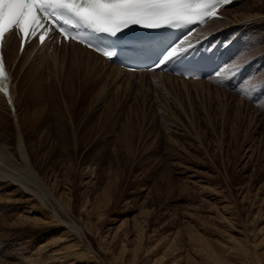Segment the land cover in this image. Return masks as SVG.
<instances>
[{"label":"rangeland","instance_id":"374dc122","mask_svg":"<svg viewBox=\"0 0 264 264\" xmlns=\"http://www.w3.org/2000/svg\"><path fill=\"white\" fill-rule=\"evenodd\" d=\"M262 2L225 5L200 36ZM247 21L224 32L234 54L202 85L10 47L20 129L0 96V145L24 164L20 135L44 187L0 186V264H264V11Z\"/></svg>","mask_w":264,"mask_h":264},{"label":"snow or ice","instance_id":"6c2138e0","mask_svg":"<svg viewBox=\"0 0 264 264\" xmlns=\"http://www.w3.org/2000/svg\"><path fill=\"white\" fill-rule=\"evenodd\" d=\"M230 0H0V44L5 35L13 31L20 34L21 50L26 41L39 36L44 43L45 35L58 30L65 36L77 32L79 39L85 35L81 29L90 28L96 32L115 34L131 24H140L149 28L162 25L203 24L207 19L217 18V11ZM67 17L71 20L61 18ZM76 39V36L72 37ZM90 47H95L89 42ZM96 48V47H95ZM97 51H102L96 48ZM182 42L173 47L163 57L167 61L178 51H184ZM109 58L112 53L103 51ZM159 67V66H157ZM192 74H185L189 76ZM8 76L5 70L3 53L0 52V92L9 95ZM258 86V85H256ZM9 104L12 101L9 99Z\"/></svg>","mask_w":264,"mask_h":264},{"label":"bare ground","instance_id":"6f19581e","mask_svg":"<svg viewBox=\"0 0 264 264\" xmlns=\"http://www.w3.org/2000/svg\"><path fill=\"white\" fill-rule=\"evenodd\" d=\"M252 0H230L229 3L226 4V6H241L242 5H245L248 3H250ZM225 6V7H226ZM221 10H224V8H220L218 9L217 11V16L219 14V11ZM261 11H264V2L261 3V8L255 13V14H251L250 16H248L246 18V16H243L242 19H237V18H233L231 20H229L228 22H224V24H222V26L216 30V31H206L205 35L204 36H212L214 37V41H218L220 40L221 41V45L223 48L227 47L228 44L230 43V41L228 40L227 42H224V32L226 31H229L231 29H234L236 28L237 26H242L246 23L247 19L249 21L247 22H253L256 21V19L258 18L259 16V12ZM253 18H256V19H253ZM246 19V20H245ZM260 19V18H259ZM211 19H207L205 21V25L210 21ZM237 20V21H236ZM244 21V23H242L241 21ZM241 22V23H240ZM258 22V21H257ZM248 24V23H247ZM205 25H203L201 28H203ZM246 25V24H245ZM256 25V24H255ZM258 25V24H257ZM243 27V26H242ZM247 27V25H246ZM200 27L197 28L199 30L196 29L195 33L198 31L199 32V35L198 37H201L200 36ZM253 34V33H252ZM7 37H5V40L3 41V45H2V50L4 52V56H5V61H6V69H7V74L9 76V82H10V86H9V95L8 96H5L3 95L1 92H0V96L1 97H4L7 101V104L9 106V110H10V116L12 117L13 119V123L15 125V127L19 128L20 129V124L18 122V112H17V109H16V99L13 97V94L14 92H16L14 90V92L12 91L13 89V86L11 88V81H12V77H11V71L10 69L8 68V64H7V51L10 47H13V53L11 52V54H13L14 58L16 59H19L20 56H23V55H28L29 52V48L28 46L25 48V50L20 54L19 53V47H18V40L15 39L14 35L11 33L9 35H6ZM203 36V37H204ZM250 37H245L244 35L243 36H240L238 40H240L241 42H246ZM241 42H238L240 45ZM233 43V42H232ZM237 44V43H236ZM16 45V46H15ZM47 46L48 43H44L41 47H36L35 45L31 48V50L37 52H43L45 50V54L46 56H48V52H47ZM235 43L232 44L230 47H229V55L233 54L234 51H235ZM53 47L54 49L52 50V55L50 56V60H46L49 62V63H52L54 60L56 59H59L61 57H67L69 55H71V52H76V53H73V55H77L80 57V54L84 55L82 58L84 60H87L88 58L91 59L92 61L95 60V63L97 65H93L92 67L89 66L90 70L89 72L90 73H94V72H97L99 71V69H103L104 67L107 69V70H110L112 71L111 73H124V74H128V75H133V74H139V75H145V74H161V73H158V72H139V73H136V72H127V71H124L123 69L115 66V65H112L111 63L105 61L101 56L81 47L80 45L76 44V43H69V44H65V43H62L61 46H58L57 44H53ZM63 48L64 50L61 51L60 49L58 48ZM242 51H245L244 49ZM68 52H70V54L68 55ZM244 53V52H243ZM10 55V54H9ZM42 55V54H41ZM17 61V60H15ZM19 62V61H18ZM17 62V63H18ZM86 64V62H85ZM89 64V63H87ZM92 65V64H90ZM32 67V64L30 65ZM34 66V65H33ZM88 68V67H87ZM104 68V69H105ZM38 69V68H37ZM40 70V69H39ZM110 73V74H111ZM114 75V74H113ZM163 76L167 77V78H170L171 80L173 81H178L184 85H187V84H192V85H202L205 83V81H191V80H184V79H181V78H178V77H175V76H172V75H169V74H162ZM26 77V76H25ZM24 77L23 80H25L26 78ZM28 77V75H27ZM209 81H213V79L209 80ZM207 82V81H206ZM21 82H19L20 84ZM208 83V82H207ZM206 83V84H207ZM13 85V84H12ZM19 91V90H18ZM17 93V92H16ZM16 95V94H15ZM21 96V95H19ZM17 97V96H16ZM22 97V96H21ZM15 100H14V99ZM9 99L12 101L11 104H9ZM32 104V103H31ZM7 106V105H6ZM6 108V107H5ZM54 109V108H53ZM8 110V109H7ZM8 113V112H7ZM9 115V113H8ZM23 116H21L22 118ZM22 120V119H21ZM22 122V121H21ZM25 123V121H24ZM21 132V131H20ZM18 135V134H17ZM17 147H18V150L17 152L19 153L20 157L23 161H24V164L21 162V163H15L14 162V158L10 155V153L7 151V149H5L2 145H0V186H2L3 182H10L13 186H16L20 189H22L23 192H25L26 194L30 195V196H33L34 195H38V194H34V189L33 187L34 186H39L41 185L42 187H44V184L39 180L38 177H36V174L34 171H32V168H31V165L30 163L28 162V156L27 154H25V151H24V148L22 146V143H21V139H20V135H18V141H17ZM11 152V151H10ZM22 171V172H21ZM31 183V185L29 184ZM43 184V185H42ZM6 186V185H5ZM10 186V185H9ZM9 186H6V187H9ZM40 186V187H41ZM4 187V188H6ZM40 189V188H39ZM5 190V189H4ZM43 190L46 191V193H44V196H47V205L50 206V204H54L56 207V209H51L54 214L56 211H61L63 213H67V206L62 202L61 199H59L60 197H56L52 191H49L47 190L46 188ZM44 191V192H45ZM1 192V191H0ZM40 195V194H39ZM42 195V194H41ZM41 195L39 197H41ZM43 197V196H42ZM6 198V197H5ZM44 198V197H43ZM45 199V198H44ZM41 205V204H40ZM52 206V205H51ZM34 208V207H33ZM33 210V209H31ZM51 212V211H50ZM52 213V212H51ZM61 217V216H59ZM74 228V227H73ZM76 229V228H75ZM79 230V229H78ZM209 255V254H208Z\"/></svg>","mask_w":264,"mask_h":264}]
</instances>
